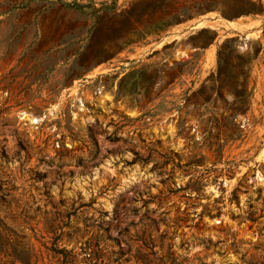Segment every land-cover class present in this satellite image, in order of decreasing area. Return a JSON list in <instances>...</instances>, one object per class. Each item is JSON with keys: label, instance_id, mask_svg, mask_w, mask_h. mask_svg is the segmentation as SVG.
<instances>
[{"label": "rangeland", "instance_id": "rangeland-1", "mask_svg": "<svg viewBox=\"0 0 264 264\" xmlns=\"http://www.w3.org/2000/svg\"><path fill=\"white\" fill-rule=\"evenodd\" d=\"M73 2L0 0V264H264V11L172 0L106 45ZM227 38L236 113L202 91Z\"/></svg>", "mask_w": 264, "mask_h": 264}, {"label": "trees", "instance_id": "trees-1", "mask_svg": "<svg viewBox=\"0 0 264 264\" xmlns=\"http://www.w3.org/2000/svg\"><path fill=\"white\" fill-rule=\"evenodd\" d=\"M225 3L230 0H219ZM235 5L229 8V12L223 15L228 18H234L241 15H250L264 11L263 0H233ZM172 0H138L130 8L117 12L116 3L113 5H104L103 8L96 9L93 1L82 4L74 2L70 4L72 8L86 16L94 17V35L104 37V42L113 43L118 39L128 37L129 33H122L124 27L131 26V18L145 13H155L157 10H164L165 7L172 5ZM85 7H93L91 11H85ZM111 9V11L109 10ZM214 6L207 4L204 7H198L195 10H190L188 13L185 9L168 15L165 23L170 24L175 21H181L186 17H191L193 14L201 13L208 10H213ZM118 24H120L118 26ZM121 25L123 26L121 28ZM208 30V28H202ZM113 36V38H109ZM235 39L227 38L218 51V66L209 77V84L202 85V91L208 94L216 92L222 96L223 90H228L237 95V103L232 106L233 112L239 110L244 111L248 103V83L251 71V63L254 59L250 55L234 54L233 45ZM233 43V45H232ZM249 262V261H248ZM252 263V262H250ZM258 264V263H252Z\"/></svg>", "mask_w": 264, "mask_h": 264}]
</instances>
